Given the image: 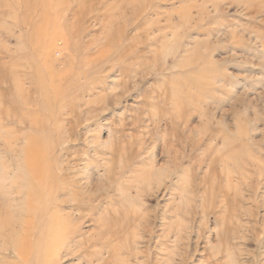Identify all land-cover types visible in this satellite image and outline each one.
Here are the masks:
<instances>
[{
	"label": "rangeland",
	"instance_id": "obj_1",
	"mask_svg": "<svg viewBox=\"0 0 264 264\" xmlns=\"http://www.w3.org/2000/svg\"><path fill=\"white\" fill-rule=\"evenodd\" d=\"M2 71V213L70 181L50 264H264V0H0Z\"/></svg>",
	"mask_w": 264,
	"mask_h": 264
},
{
	"label": "bare ground",
	"instance_id": "obj_2",
	"mask_svg": "<svg viewBox=\"0 0 264 264\" xmlns=\"http://www.w3.org/2000/svg\"><path fill=\"white\" fill-rule=\"evenodd\" d=\"M67 3V2H65ZM86 8V6H80L79 10L77 11L80 13ZM43 9V8H42ZM45 9V8H44ZM47 9V8H46ZM76 12V13H77ZM46 13V12H45ZM48 13V12H47ZM85 14V13H84ZM84 14H76V17L78 20H83ZM74 17V16H73ZM81 18V19H80ZM76 21V20H75ZM72 22V21H71ZM84 24V23H83ZM78 25V24H77ZM22 27V26H21ZM20 27V28H21ZM81 27V26H80ZM76 28V27H75ZM76 30V29H75ZM77 39V38H76ZM78 46V45H76ZM32 48V47H31ZM79 48V47H78ZM75 49V48H74ZM33 51V50H32ZM15 52V51H14ZM24 54V53H23ZM82 55V54H81ZM78 56V55H77ZM29 57V56H28ZM75 57V56H74ZM35 58V57H33ZM37 59V58H35ZM87 59V58H86ZM29 60V59H28ZM34 61V60H33ZM79 61V60H78ZM89 61V59H88ZM27 62V61H25ZM35 62V61H34ZM44 62V61H43ZM80 62V61H79ZM11 63V62H10ZM90 63V62H89ZM28 64V63H26ZM24 63V65H26ZM7 65V64H6ZM20 65V64H19ZM47 65V64H46ZM30 66V65H29ZM20 67V66H19ZM17 67V68H19ZM81 67V66H80ZM15 68V67H14ZM21 68V67H20ZM44 68V67H43ZM52 68V67H51ZM7 69V68H4ZM11 70L12 67H11ZM54 70V69H53ZM10 71V70H9ZM14 71V70H13ZM43 71V70H42ZM15 72V71H14ZM18 72V71H17ZM16 72V73H17ZM25 72V71H24ZM34 72V71H33ZM44 72V71H43ZM91 73V72H90ZM89 73V74H90ZM33 74V73H32ZM49 74V72H48ZM52 74V72H51ZM75 74V73H74ZM19 75V74H18ZM31 76V75H30ZM45 76V75H44ZM48 76V75H47ZM50 76V75H49ZM61 76V75H60ZM18 77V76H17ZM57 77V76H56ZM34 78V77H33ZM61 78V77H60ZM19 79V78H18ZM44 79V78H43ZM54 79V78H53ZM52 79V80H53ZM0 81L4 82L5 85L8 84V87H11L9 89H12V87H15L17 84V80H11L7 79L6 71L3 73V71L0 73ZM23 82V81H22ZM66 82V81H65ZM20 83V82H19ZM52 83V81L50 82ZM25 84V83H24ZM56 85L59 84L58 81L55 83ZM29 85V84H28ZM20 86V85H19ZM30 86V85H29ZM18 87V86H17ZM24 87V86H23ZM54 84L52 83L51 88L49 87L48 90L44 87L41 89V93L45 94L46 92H49V90H55ZM60 87V86H59ZM63 87V85H62ZM82 87V83L78 82L76 80L74 83L68 85V88L65 91V95H69V93L73 90L80 89ZM18 89V88H16ZM24 89V88H23ZM20 89L17 90L18 94L24 95V103H28L30 100V96L32 94V89L29 87L28 89ZM68 90L70 92H68ZM6 92V91H5ZM58 92V91H57ZM73 92V91H72ZM71 92V93H72ZM85 92V91H84ZM38 93V91H37ZM55 93V92H54ZM62 93V92H61ZM70 93V94H71ZM5 94V93H4ZM53 94V93H52ZM59 94V93H58ZM87 94V93H85ZM9 95V94H8ZM56 95V94H55ZM62 95V94H61ZM2 96V95H1ZM5 96V95H4ZM35 96V95H34ZM3 97V96H2ZM53 97V96H52ZM51 97V98H52ZM59 97V96H57ZM10 98V97H9ZM39 99V98H38ZM48 99V98H47ZM58 99V98H57ZM44 100V99H43ZM56 99L53 100V103ZM46 101V99H45ZM89 101V100H88ZM23 103V105H24ZM52 103V104H53ZM87 103V102H86ZM8 104V103H7ZM6 105V104H5ZM88 105V104H87ZM86 105V106H87ZM7 106V105H6ZM54 106V105H53ZM24 107V106H23ZM52 107V106H51ZM1 109V108H0ZM13 109V108H12ZM50 109V108H49ZM1 112V111H0ZM10 112V111H9ZM12 114V113H11ZM14 116V114H13ZM28 118V117H27ZM33 125V124H32ZM51 127V126H50ZM55 127V126H54ZM76 128V127H75ZM55 129V128H54ZM71 129V128H70ZM74 129V128H73ZM68 130V129H67ZM58 132V131H57ZM58 139V138H56ZM62 140V139H61ZM58 141V140H57ZM63 146V145H62ZM52 148V147H51ZM54 148V147H53ZM53 150V149H52ZM64 150V149H63ZM69 151V150H68ZM114 151V150H113ZM62 152V151H61ZM65 152V151H64ZM63 154V153H62ZM70 154V153H69ZM43 158V157H42ZM46 158V157H45ZM56 159V158H55ZM54 159V160H55ZM71 159V158H70ZM33 161V160H32ZM31 161V162H32ZM43 162V161H41ZM34 163H36L34 161ZM53 163V162H52ZM67 163V161H66ZM31 164V163H29ZM60 164V162H59ZM65 164V163H64ZM33 165V164H32ZM36 165V164H34ZM33 165V166H34ZM30 165H28L29 167ZM52 166L48 167V170L39 169L37 170V173H33L34 171H30L34 177H32V181L35 182L34 185L32 184V192L25 193V196L23 197V194L19 192L18 194L20 197H22V206L19 209V219L15 217V212L17 210L12 209H5V213L3 214L2 207L0 206V240L4 244L0 246V251L3 256L4 264H40L42 261V264H50L47 257L49 255H55V253L59 252L60 248H64L62 245L59 244L60 238L67 234V232L71 229L68 228V225L73 222L74 218H72L71 213L64 212L62 210L63 204H68L72 202L71 197L68 196L67 191L69 187L71 188L69 177L67 170H63L61 168V173H58L52 169ZM59 166V165H58ZM67 166V165H66ZM32 167V166H31ZM68 167V166H67ZM38 168V166H37ZM58 168V167H57ZM65 168V167H64ZM71 168V167H70ZM74 168V167H72ZM34 169V168H33ZM66 169V168H65ZM74 173V172H73ZM31 176V174H30ZM70 176V175H69ZM75 177V176H74ZM32 183V182H31ZM27 185V184H26ZM73 187L78 186L77 182L73 183ZM72 187V188H73ZM30 189V188H29ZM77 189V188H76ZM81 189V188H80ZM71 192V190H70ZM76 192V191H75ZM83 192V191H82ZM81 191L79 193H82ZM73 193V192H72ZM78 193V194H79ZM77 195V194H76ZM81 195V194H80ZM82 195H84L82 193ZM56 196V197H55ZM60 196L63 197V200H59ZM65 197V198H64ZM76 197V196H75ZM73 199V202L77 203L78 209L81 210V198H75ZM78 197V195H77ZM36 202L35 204H31V202ZM61 202V203H60ZM81 203V204H80ZM34 205V206H33ZM70 205V204H69ZM75 206V205H74ZM68 207V206H67ZM66 209V208H65ZM144 219V217H142ZM142 219V220H143ZM34 238L38 239V242L36 243L34 241ZM40 240V241H39ZM13 241L14 245L8 246L7 242ZM11 252L14 253V255L11 254ZM40 254L39 260H42L39 262L37 260L36 255ZM9 255L13 256V259L11 262L7 261V257ZM10 257V256H9ZM32 260V261H31ZM31 262V263H30Z\"/></svg>",
	"mask_w": 264,
	"mask_h": 264
}]
</instances>
